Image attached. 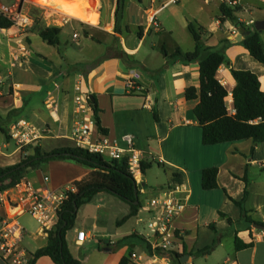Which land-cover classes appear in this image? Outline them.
<instances>
[{
	"label": "crops",
	"instance_id": "0c3cea01",
	"mask_svg": "<svg viewBox=\"0 0 264 264\" xmlns=\"http://www.w3.org/2000/svg\"><path fill=\"white\" fill-rule=\"evenodd\" d=\"M34 1L73 17L66 24H55L44 17L39 7L30 4L41 12L38 17L42 24L34 21L24 29L0 28V35L8 40L4 45L6 53L0 59L3 62L0 64V166L16 164L24 156V147H17L9 134L11 125L20 119L28 120L45 133L30 145L39 144L46 151L78 146L72 136L78 118L75 113L78 83L83 92L95 95L100 123L106 129L101 131L96 122L93 139L107 135L124 147L123 137L132 134L136 147L144 153L143 161H154L145 174L141 173L142 208L137 215L124 220L130 213V205L108 192L97 193L79 208L74 228L66 234L72 254L82 264H119L133 251L146 259L152 252L153 241L149 225L157 213L151 211L149 204L162 191L182 185L179 195L185 207L171 228L175 264H264V230L242 216L241 207L235 202L245 198L248 215L264 222V142L253 152L252 139L205 145L194 113L199 99L186 98L188 87H199V64L169 59L162 51L163 47L170 54L178 47L192 51L195 41L188 24L194 19L206 29L204 43L219 49L224 47L234 68L257 73L264 91V64L241 45L239 28L230 20H221L222 1L126 0L123 19L117 25V0H104L105 5L102 0H98L99 5L97 0ZM197 4L199 8L193 10ZM243 13L249 16L246 18ZM236 15L245 23L264 19V4L251 3L240 8ZM51 25L61 27L62 34H71L76 46L83 36L80 28L89 32L90 36H85L86 47L92 50L94 44L100 45L99 55L80 54L71 58L61 46L46 47L38 43L39 28ZM141 26L144 30L140 37ZM66 27H70L71 33L64 30ZM101 31L105 39L96 36ZM16 55L19 59L12 62ZM230 65L222 64L218 73L230 92L232 109L231 91L236 81ZM130 80L137 83V88L128 87ZM85 118L96 121L93 106ZM158 162L165 166L158 165L160 178H154L149 169ZM208 167H218L219 186L212 190L202 187V172ZM31 171L26 176L35 186L58 189L75 185L91 169L72 160L57 159ZM173 171L178 176H173ZM45 175L49 176L47 182ZM25 215L18 218L37 243L34 251L25 248L33 255L47 245L48 235L41 227L29 228ZM78 231L86 232L87 238L82 243H77ZM236 238L252 245L238 249ZM0 264L8 263L0 257ZM33 264L56 263L45 255Z\"/></svg>",
	"mask_w": 264,
	"mask_h": 264
},
{
	"label": "trees",
	"instance_id": "16d2710c",
	"mask_svg": "<svg viewBox=\"0 0 264 264\" xmlns=\"http://www.w3.org/2000/svg\"><path fill=\"white\" fill-rule=\"evenodd\" d=\"M126 0H117L115 17L116 25L121 22L124 16ZM221 20H230L243 34L241 45L259 62L264 64V35L254 25H247L241 21L236 13L240 6L232 7L225 3L221 4ZM30 13L38 22L37 8L30 6ZM39 24V22H38ZM13 23L10 19L0 14V28H11ZM188 29L195 41V48L192 51H183L176 48L173 53H168L162 48L164 55L175 61H182L186 64L197 62L200 69L199 87L190 86L186 89V98L189 100L199 99L194 108V113L202 128V141L205 145H213L225 142H236L246 139L253 140L252 152L264 142V91L257 73L250 69H236L230 65L224 47L216 48L206 45L203 36L206 34L204 26L190 22ZM129 30V27H126ZM144 28L141 26L138 35H143ZM117 31V26H116ZM61 27L57 25L42 26L39 28L40 37L50 45H60ZM86 36H90L86 33ZM97 40L96 37H92ZM222 64L230 65L231 74L236 84L231 91L232 109L229 108L230 92L219 78V68ZM96 122L100 130L106 132L101 126L98 116V104L95 95L91 100ZM155 118L158 113L154 108ZM32 150V153L29 151ZM22 160L13 165L0 166V189L5 190L12 187L16 180L29 171L39 169L51 160H72L91 169V172L81 180L75 181L77 191L71 193L69 199L60 210V221L56 229L48 235V243L37 249L33 254L31 264L41 256H50L56 264H82L70 251L66 234L74 228L79 208L90 202L99 192L111 193L130 205V213L124 220L135 216L142 208L140 186L129 170L127 157L111 159L107 156L89 151L81 146H62L51 151H46L41 145H28L23 149ZM152 162L142 161L141 169L145 174L146 170L153 165ZM158 165L165 166L158 162ZM167 168V167H165ZM173 176H178L173 171ZM218 167H208L202 172V187L205 190L218 188ZM248 189L246 188V194ZM243 198L235 201L242 210V216L251 223L264 222L255 221L248 215L244 206ZM252 243H245L236 238V248L251 246ZM119 264H134L130 256H125Z\"/></svg>",
	"mask_w": 264,
	"mask_h": 264
},
{
	"label": "built area",
	"instance_id": "2783aa9c",
	"mask_svg": "<svg viewBox=\"0 0 264 264\" xmlns=\"http://www.w3.org/2000/svg\"><path fill=\"white\" fill-rule=\"evenodd\" d=\"M232 7H249L251 1L245 0H221ZM264 4V0H257ZM33 2L38 6L44 17L52 19L53 23L66 24L72 16L31 0H16L12 6L6 5L0 0V14L10 19L13 27L24 29L33 24L35 19L26 6ZM255 21L250 20L246 24L254 25ZM264 35V32H263ZM24 50L25 48L22 47ZM19 56L16 55L12 62H16ZM2 82V79H0ZM129 88H137V83L128 81ZM75 95L76 119L72 136L78 146L89 149L91 152L100 153L111 159L127 157L130 172L138 184L141 182V164L144 160V153L136 147L135 137L127 134L123 137L126 145L123 147L116 139L107 135H101L93 139L96 121L92 118H85L88 111L92 109L90 95L82 91L80 83L76 85ZM54 114H59L57 106L54 105ZM11 139L15 140L17 147L23 148L35 143L45 134L26 119H20L13 123L9 131ZM0 143V148H1ZM47 182L49 176L45 175ZM181 186L176 185L162 191L160 195L153 198L149 204L151 211L157 210L153 220L150 222V235L153 236L152 252L145 259L142 254L136 251L131 252L130 258L134 264H175L172 259V224L185 207V201L180 197ZM77 191L76 185L53 189L48 186H35L33 182L23 175L18 178L15 184L8 189H0V257L8 264H31L33 255L23 246L26 231L19 220L22 214L31 215L40 225L46 235L56 229L60 221V210L69 199L71 193ZM87 238L85 231H78L77 243H82ZM180 264H190L182 262Z\"/></svg>",
	"mask_w": 264,
	"mask_h": 264
},
{
	"label": "rangeland",
	"instance_id": "374dc122",
	"mask_svg": "<svg viewBox=\"0 0 264 264\" xmlns=\"http://www.w3.org/2000/svg\"><path fill=\"white\" fill-rule=\"evenodd\" d=\"M1 1L4 2L6 5L12 6L15 3L16 0H1ZM31 1H34V0H31ZM245 1H251L254 4L258 3L257 0H245ZM34 2H36V1H34ZM102 2L105 5L104 0H102ZM30 4L31 5H36L33 2H31ZM97 5H99L98 0H97ZM197 8H199V5L198 4L197 5H193V10L194 9L197 10ZM26 9L27 10H30V6L27 5L26 6ZM181 10L183 12H188L186 9H183V8H181ZM37 12L39 14H41L40 11H37ZM202 13L205 14L206 12L205 11H202ZM256 14H258V16H260V13H255V15ZM243 16L247 18L249 15H247L246 13H243ZM42 21H43L42 19H39L38 20L39 25L42 24ZM192 21L195 22L194 19ZM15 28L16 27H13L12 30H14ZM64 30L67 33H71L70 27H66ZM82 30L83 29L80 28V31H81L80 34H82L83 36L80 38L81 41L79 42V45L78 46H76V43L74 41H72V39H71L72 38L71 37L72 35L71 34H69V35L62 34V33L60 34V45L59 46H61L62 51H64V50L67 51L68 56H70L71 58L78 57V56H80V54H85V55H88V56L89 55H91V56H95V55L98 56L99 55L98 51H100L102 49L101 46L98 45V44H94L93 49L92 50H88V48L86 47V44L88 43V41L86 40V37L85 36H86V33H89V32H84ZM177 30H179V28ZM96 36L98 38L100 37L102 39H105L106 38V36L104 35L103 31H101L99 33H96ZM76 38H79V36L78 37L76 36ZM36 41L38 43H41L42 42V43H44V45L46 47H49V44L46 43V42H43V40H41V38H37ZM7 43H8L7 38L5 36L0 35V59H1L2 53H4V54L6 53V47L4 48V45H6ZM0 64H3V62L1 60H0ZM13 148H14V145L12 146L11 149H13ZM159 171L160 170H158V164L157 163L155 164V166L153 167V169L151 171L149 169V173L152 176H154V178H160V176L158 174ZM31 172L32 171H30V173ZM24 220H25V224H27V226L29 228H40L39 224L29 214H27V215L24 216ZM138 230L139 231H142V224L138 226ZM22 246L24 248L28 249L29 251H34V249L37 246L36 241H34L33 238L30 236V232L29 231H27L26 234H25L24 240L22 242Z\"/></svg>",
	"mask_w": 264,
	"mask_h": 264
},
{
	"label": "water",
	"instance_id": "95a60500",
	"mask_svg": "<svg viewBox=\"0 0 264 264\" xmlns=\"http://www.w3.org/2000/svg\"><path fill=\"white\" fill-rule=\"evenodd\" d=\"M254 27L260 31L264 32V19L256 20L254 23ZM243 38V34L240 35L239 41ZM91 100H93V95H90ZM254 226L258 229L264 230V224L255 223Z\"/></svg>",
	"mask_w": 264,
	"mask_h": 264
}]
</instances>
